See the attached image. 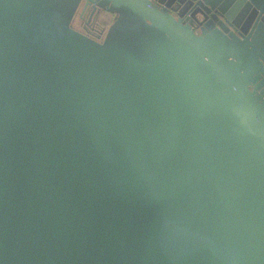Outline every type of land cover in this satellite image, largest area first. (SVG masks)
I'll use <instances>...</instances> for the list:
<instances>
[{
  "label": "water",
  "instance_id": "obj_1",
  "mask_svg": "<svg viewBox=\"0 0 264 264\" xmlns=\"http://www.w3.org/2000/svg\"><path fill=\"white\" fill-rule=\"evenodd\" d=\"M75 1L153 43L0 0V261L264 264V0Z\"/></svg>",
  "mask_w": 264,
  "mask_h": 264
},
{
  "label": "flooded vegetation",
  "instance_id": "obj_2",
  "mask_svg": "<svg viewBox=\"0 0 264 264\" xmlns=\"http://www.w3.org/2000/svg\"><path fill=\"white\" fill-rule=\"evenodd\" d=\"M163 2V5L168 3L171 7L178 10V12L181 14L182 19L187 20L189 19V22L192 24L194 28V32L199 35L200 34V26L202 23H212V16H215L216 22L213 21L211 25H215L214 27L218 28L219 23H223L225 28L228 30V32L233 33H241V30L236 28L234 23L239 24L240 21L243 19V13L242 11H237L236 13H232L231 20L229 21L224 15H221L220 13H215L214 11H210L207 8L200 7L199 5H196L195 2L193 3H187L185 6L184 0H160ZM237 2V0L235 1ZM84 1L80 3V9L78 11V14L76 15V18L72 20L71 27L83 34L84 36L95 40L97 42L102 41L105 38V32L110 27L104 26L103 24V18L100 17L99 11H94L92 9V5H88L84 11ZM190 6V7H189ZM231 8V7H230ZM174 16H177L176 13L173 14ZM252 16V15H250ZM247 19V20H246ZM245 21L242 23L244 26L248 23V18H246ZM76 20H78L77 24L75 23ZM247 21V22H246ZM243 35V34H242Z\"/></svg>",
  "mask_w": 264,
  "mask_h": 264
},
{
  "label": "rangeland",
  "instance_id": "obj_3",
  "mask_svg": "<svg viewBox=\"0 0 264 264\" xmlns=\"http://www.w3.org/2000/svg\"><path fill=\"white\" fill-rule=\"evenodd\" d=\"M51 7L61 15H64L67 20L76 18L80 9L75 3V0H49ZM78 20H76L77 24ZM137 20L134 17H129L125 14L115 15L112 26H110L105 35L111 36L112 39H133L139 47H150L153 43L150 36L135 28Z\"/></svg>",
  "mask_w": 264,
  "mask_h": 264
},
{
  "label": "trees",
  "instance_id": "obj_4",
  "mask_svg": "<svg viewBox=\"0 0 264 264\" xmlns=\"http://www.w3.org/2000/svg\"><path fill=\"white\" fill-rule=\"evenodd\" d=\"M100 17L103 18V24L104 26H109L112 24L114 16L110 14L109 12H106L104 10H101Z\"/></svg>",
  "mask_w": 264,
  "mask_h": 264
},
{
  "label": "clouds",
  "instance_id": "obj_5",
  "mask_svg": "<svg viewBox=\"0 0 264 264\" xmlns=\"http://www.w3.org/2000/svg\"><path fill=\"white\" fill-rule=\"evenodd\" d=\"M0 264H3V262H2V261H0Z\"/></svg>",
  "mask_w": 264,
  "mask_h": 264
}]
</instances>
